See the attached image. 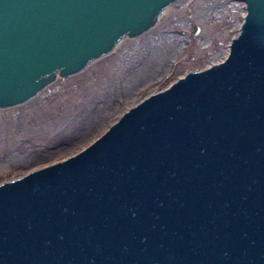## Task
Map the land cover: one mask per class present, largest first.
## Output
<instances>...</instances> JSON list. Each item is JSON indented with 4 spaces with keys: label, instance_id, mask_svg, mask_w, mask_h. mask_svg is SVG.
<instances>
[{
    "label": "water",
    "instance_id": "obj_1",
    "mask_svg": "<svg viewBox=\"0 0 264 264\" xmlns=\"http://www.w3.org/2000/svg\"><path fill=\"white\" fill-rule=\"evenodd\" d=\"M175 1L0 0V109L151 29ZM236 1L245 14L222 61L0 184V264H264V0Z\"/></svg>",
    "mask_w": 264,
    "mask_h": 264
},
{
    "label": "rangeland",
    "instance_id": "obj_2",
    "mask_svg": "<svg viewBox=\"0 0 264 264\" xmlns=\"http://www.w3.org/2000/svg\"><path fill=\"white\" fill-rule=\"evenodd\" d=\"M167 8L151 29L123 37L80 72L57 75L34 98L0 109V183L79 152L148 95L222 61L245 14L236 0Z\"/></svg>",
    "mask_w": 264,
    "mask_h": 264
},
{
    "label": "bare ground",
    "instance_id": "obj_3",
    "mask_svg": "<svg viewBox=\"0 0 264 264\" xmlns=\"http://www.w3.org/2000/svg\"><path fill=\"white\" fill-rule=\"evenodd\" d=\"M167 9H168V8H167ZM167 9H166V10H167Z\"/></svg>",
    "mask_w": 264,
    "mask_h": 264
}]
</instances>
